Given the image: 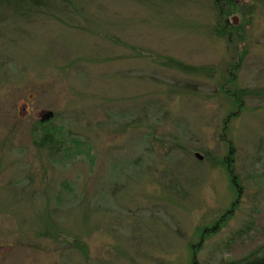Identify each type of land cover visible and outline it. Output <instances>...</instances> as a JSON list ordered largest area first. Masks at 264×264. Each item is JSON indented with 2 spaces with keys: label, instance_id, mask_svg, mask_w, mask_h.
Segmentation results:
<instances>
[{
  "label": "rangeland",
  "instance_id": "374dc122",
  "mask_svg": "<svg viewBox=\"0 0 264 264\" xmlns=\"http://www.w3.org/2000/svg\"><path fill=\"white\" fill-rule=\"evenodd\" d=\"M218 7L63 0L0 16V264L264 253V0ZM227 84L244 108L223 135Z\"/></svg>",
  "mask_w": 264,
  "mask_h": 264
},
{
  "label": "trees",
  "instance_id": "16d2710c",
  "mask_svg": "<svg viewBox=\"0 0 264 264\" xmlns=\"http://www.w3.org/2000/svg\"><path fill=\"white\" fill-rule=\"evenodd\" d=\"M62 1L63 0H0V16L4 13L9 12L13 15H16L22 18H30V17H34L37 13H40V11H43L44 9H48L52 7L53 5H56L57 3L62 2ZM215 1H216L217 6H219L218 8H219L220 17L224 18V12H223V9H225L224 6L228 8H232L236 6L237 0H215ZM227 27H228L227 25L223 24L222 32L224 34L225 33L227 34V30H228ZM238 66L239 64L234 65L233 69L237 70ZM185 69L187 71L192 72L190 67H185L184 70ZM223 90H224V95H226V97L231 100V103L234 106H237V110L234 113L230 114L227 121H225L223 124L224 125L223 135H224L226 134L230 123L233 121V118L237 116L238 112L243 111L244 95L240 91L232 90V88L229 87V84L225 85ZM40 126H43V125L41 124ZM223 141L226 144H228V146H230L228 157L223 163L231 179V184L233 186V189L236 191L237 195L239 196L241 192V185H240V182L238 181L236 172L234 171L233 157L235 155V151H234L233 142L230 139H226V136L223 139ZM203 232H205V230ZM198 245H201V244L199 243ZM194 252L197 253V250H194ZM191 264H199V262L196 260V254L193 255ZM220 264H264V253L254 251L253 253L249 254L248 256L244 258H241L238 260L225 261V262H221Z\"/></svg>",
  "mask_w": 264,
  "mask_h": 264
},
{
  "label": "water",
  "instance_id": "95a60500",
  "mask_svg": "<svg viewBox=\"0 0 264 264\" xmlns=\"http://www.w3.org/2000/svg\"><path fill=\"white\" fill-rule=\"evenodd\" d=\"M53 117H54V112L52 111L45 112L42 116V121L45 122V121L51 120ZM196 157L200 160L202 159V156L198 153L196 154Z\"/></svg>",
  "mask_w": 264,
  "mask_h": 264
}]
</instances>
